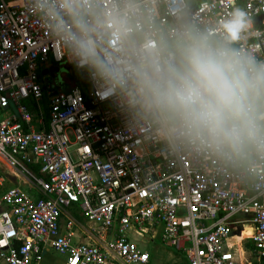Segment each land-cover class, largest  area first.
Segmentation results:
<instances>
[{"label": "built area", "instance_id": "built-area-1", "mask_svg": "<svg viewBox=\"0 0 264 264\" xmlns=\"http://www.w3.org/2000/svg\"><path fill=\"white\" fill-rule=\"evenodd\" d=\"M235 4L264 33V0ZM231 7L0 0V162L28 173L36 193L0 175L3 264H36L45 247L65 253V264H150L126 234L150 226L183 264H244L237 224L249 226V252L264 258V150L222 156L198 147L149 106V84L177 62L184 34L211 32ZM234 46L264 60V36ZM71 206L99 243L74 242L72 219L61 227Z\"/></svg>", "mask_w": 264, "mask_h": 264}, {"label": "clouds", "instance_id": "clouds-1", "mask_svg": "<svg viewBox=\"0 0 264 264\" xmlns=\"http://www.w3.org/2000/svg\"><path fill=\"white\" fill-rule=\"evenodd\" d=\"M262 36L232 0L211 32L184 34L177 62L149 84V106L198 147L222 156L264 150V60L234 46Z\"/></svg>", "mask_w": 264, "mask_h": 264}, {"label": "rangeland", "instance_id": "rangeland-1", "mask_svg": "<svg viewBox=\"0 0 264 264\" xmlns=\"http://www.w3.org/2000/svg\"><path fill=\"white\" fill-rule=\"evenodd\" d=\"M61 72H65V68L62 67V69L59 70ZM58 81L60 80V74L57 75ZM21 166L30 168L28 164L23 162ZM34 168V167H33ZM18 176L11 172L6 166L1 165L0 166V175H2L5 180L9 183H13L15 185H20V187L27 191V181L30 180L31 178L29 177L28 173L24 172L20 168H18ZM37 171H32L31 174H36ZM71 215L74 216V218L78 222L84 223V219L82 216L75 210L74 212H70ZM92 225V224H91ZM127 234L131 240L137 241L139 246L141 248H144V245L147 242V239L149 241L148 246L150 245V248L146 249L147 251L155 250V248L158 250H164L163 254H160L159 258L156 260V264H163L165 261H170L168 260V255L170 252L174 251V248H172L170 245L162 242L160 240L159 233L156 229L151 228V234H146L143 235L142 233H138L135 230L127 229ZM249 226L248 225H243V224H237L235 226V232L233 233V242H235L234 247L239 249V252L237 253L238 256L242 257V260L244 264H262V260L258 259L257 257H254L250 252H249ZM163 248V249H162ZM145 249V248H144ZM243 250V252H240V250Z\"/></svg>", "mask_w": 264, "mask_h": 264}, {"label": "crops", "instance_id": "crops-1", "mask_svg": "<svg viewBox=\"0 0 264 264\" xmlns=\"http://www.w3.org/2000/svg\"><path fill=\"white\" fill-rule=\"evenodd\" d=\"M259 21H260V17L254 19V23L259 24ZM1 165L6 166L4 163L0 162V166ZM33 167H34L33 168L34 171L38 170L37 166H33ZM11 172H13V171L11 170ZM13 173L16 174L17 176L19 174L18 171L13 172ZM6 185L9 186V185H15V184L9 183L6 181ZM18 186H20V185H18ZM26 189L29 193L36 195L35 191L32 188V184H30L29 180L27 181V188ZM75 210L79 213V211L74 206L67 208L63 212L61 219H60L61 227L62 228L64 227L65 222L68 219H72L74 221V229H75L74 234H73V241L74 242L99 243L101 240H100L99 236L96 234L95 226L93 224L91 225L90 223H87L85 220H84L85 221L84 223L78 222L74 218V216L70 214V212H72V211L74 212ZM151 228L156 229L159 233V236H160V230H158L157 227H155V226L148 227L147 230H145L146 232H143L142 234L143 235L151 234ZM128 229H131V228H128ZM249 230H251V229H249ZM126 234H127V231H126ZM127 236H128V234H127ZM128 238H129V236H128ZM133 242H135L138 245V247L142 250L147 251L146 249L150 248V245L148 246V244H149L148 239H147L146 244L144 245L145 249L141 248L139 246V244L137 243V241L134 240ZM147 252H148L149 257H150V264H156V260L160 257L159 256L160 254H163L164 250H158L157 251V249L155 248V250H151V251H147ZM65 259H66L65 253L54 251L49 247H45L42 250L41 256L38 259L36 264H65ZM168 260H170V261H165V263H163V264H183L186 262V257L184 254L179 253V252L174 250L173 252L169 253ZM260 260H262V264H264V258H262ZM0 264H3L2 260H0ZM112 264H121V263H119L118 261H114V262H112Z\"/></svg>", "mask_w": 264, "mask_h": 264}]
</instances>
